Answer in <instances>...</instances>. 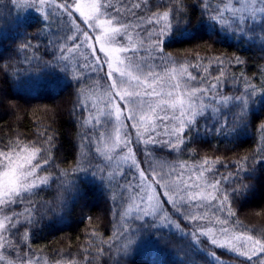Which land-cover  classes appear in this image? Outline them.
<instances>
[{
  "label": "trees",
  "instance_id": "1",
  "mask_svg": "<svg viewBox=\"0 0 264 264\" xmlns=\"http://www.w3.org/2000/svg\"><path fill=\"white\" fill-rule=\"evenodd\" d=\"M116 1L120 8L128 10L139 1L144 10L134 11L154 19L153 13L162 15L177 3V0L171 3L148 0L144 6L140 0ZM14 2L0 0V151L15 152L17 145L48 149L40 155H47L51 165L42 171L51 173L52 179L48 185L34 190L31 205H14L23 214L18 216V223L10 221L4 244L6 252L11 257L48 264H251L245 258L211 245L203 236L195 242L189 228L197 221L186 223L179 215L176 222L183 232L169 227L153 229L150 218L145 222L133 221L132 230L140 239L126 253L113 256L115 245L120 241L119 229L124 223L118 216L124 210L122 188L116 182H124L115 176L109 186L111 165L102 153L101 139L96 138L103 129L88 122L90 111L84 97L92 90L97 77L91 74L83 77L69 62L81 80H74L68 70L48 67L44 61L52 60L57 55L56 44L63 43L61 30L55 26L62 24L61 19L48 23L38 14L22 15L16 11ZM186 2L189 3L187 13H181L180 20L173 12L174 27L163 42L165 51L177 66L187 65L191 73L197 74L200 79L193 81V85L199 83L201 87L217 83L211 73L218 74L220 66L216 58L223 59L226 77L221 78L219 97L243 95L251 87H255L256 93L250 99L244 122L235 130L225 131L222 127L239 110L240 105L233 101L231 105H223L217 116L208 112L190 126L179 152L161 149L156 153L157 158L168 163L187 162L197 166L199 162L205 168L210 167L206 177L224 180L221 187L229 191L235 208L232 216L214 209V218L222 223L227 218L228 223L223 225L245 236L264 233V162L241 173L250 185L242 195L231 193L229 178L232 165L241 167L242 157L255 154L258 160L264 158L260 155L264 149V132L260 129L264 121V94H260L264 90V35L260 34L264 24L246 29L250 37L240 36L207 18L218 15L227 0H204L201 7L202 0L196 4L192 0ZM125 16L139 22L138 17ZM184 19L187 23L182 22ZM28 41L32 42L33 49L22 51L20 45ZM236 57L244 63L236 64ZM197 61L201 62L199 68L195 66ZM5 65L11 67L5 70ZM79 87L80 94L76 96ZM45 137H54V143L47 142ZM135 174L128 171L122 179H130ZM62 181L69 182L71 188L65 191ZM53 205L56 211H46ZM26 206L39 207V211L26 212ZM206 220L200 218L198 223L204 225ZM109 245H113V255L108 253Z\"/></svg>",
  "mask_w": 264,
  "mask_h": 264
},
{
  "label": "snow or ice",
  "instance_id": "2",
  "mask_svg": "<svg viewBox=\"0 0 264 264\" xmlns=\"http://www.w3.org/2000/svg\"><path fill=\"white\" fill-rule=\"evenodd\" d=\"M171 3V0H169ZM198 0H192V4H196ZM204 0L200 3L202 6ZM240 7L233 8L231 11L235 16V22L227 26V30L230 29L231 32L240 36L250 37L249 31L246 29L256 25L264 24V0H239ZM144 6H147L148 0H143ZM189 3L186 0H177L175 6L169 8V10L163 11L162 15L153 13L155 16V21L159 24V28L155 27L152 30H145L148 32V39L152 43L150 52L148 53L151 57V62H141L137 60L136 57L140 56L141 53L138 48L133 46L130 42V34L128 32L129 22L124 14V9L117 7L112 3V0H60L56 3V0H26V7H35L45 19H49L45 8H51L55 5L56 9L59 11H53L54 14L59 17H63L64 20L62 24L55 25L61 30L60 37L63 43H57L55 50L57 55L52 60L44 61L48 67L59 68L61 71H70L71 77L74 80H81V77L75 75L72 69L69 67L68 61L70 60L69 54H72L71 59L76 61V67L79 68L80 62L77 59V54L74 52L75 49H80L84 56L83 67H87L91 72L100 73L102 70L105 72L103 77H99L100 81H103L99 86L103 89V92L110 93L113 99L119 98L121 101L124 97H136V100H129L128 103H135L136 108L143 113L145 110L153 111L155 105L152 100L143 99L144 95H153L154 93L160 95V90L154 87L155 82L158 80V75L155 74V68H164L167 72L168 64H176L172 56L167 53L164 49L163 42L164 38L167 37L173 27V12L176 13L177 20H180L181 13H187V5ZM126 6V5H125ZM135 9H142L141 3L137 2L133 5ZM165 7H168L167 5ZM131 11V9H129ZM239 13V16L236 14ZM132 16H138L137 12L132 11ZM223 12L220 11L218 15H208L207 18L214 21L219 26L224 25V20L220 19ZM139 20L145 19L143 15L138 16ZM95 21V28L98 32L103 33V44L106 48L115 50L117 55L114 57L112 63L106 62L102 59L104 53L100 51L99 46L96 43V37L93 36L92 23ZM164 21V23H160ZM152 23L151 20L148 21ZM183 23H187L184 19ZM118 24V26H116ZM53 26V25H52ZM139 25H137L138 27ZM108 30L105 32L104 29ZM223 29V27H222ZM47 31V29H45ZM261 35H264V30L261 31ZM139 36V33H138ZM91 38V42H89ZM125 39H129V43L126 45L124 43ZM90 49V52H84L83 49ZM22 51L28 49H33V44L28 41L20 45ZM132 50V55H125L129 50ZM39 60L40 58L37 57ZM218 67V74L216 72L211 73V75L217 80V83L211 84L207 88H202L199 83L189 88V81H199V76L188 71L187 65H180L179 68H173L172 72L177 73L178 76H183L187 73V77L184 80L183 88L181 91V84L176 83L171 85L170 91L167 92V96L172 98L170 107L173 109L179 108V113L173 114V119H178L177 123L169 132L161 133L155 131L156 136L169 135L168 139H155L154 137L142 138L137 136L133 141L131 136L127 133H123L125 137L123 139L122 148H126L129 153L132 154L133 158L131 160V165L129 168H134L138 176L135 174L131 176L130 179H122L125 176V171L122 169L119 171L121 181L116 182L117 187H121V207L123 211L118 213V216L124 223L119 229L120 241L115 245L116 254L111 253L113 245H109L108 253L113 256L120 255L121 253H126L134 244L140 239L137 232L133 231V221L145 222L146 218H150L152 221L151 227L153 229L167 228L169 225L175 227L180 232L184 229L176 222L173 218L172 213L181 214L185 220L197 221V223L191 225V234L195 242H199L201 236L208 237L210 243L218 248H224L228 251L235 253L237 256L245 258L250 261L251 264H264V233H254L247 236H237L236 240L242 241L238 246L234 243H222L214 236L210 235L212 233V228L206 225H201L198 220L202 218L201 214L199 217L196 214V209L200 208L202 205L205 207H214L215 212L226 213L227 216H232L235 214L234 206L231 201V196L229 191L224 187L223 179H210L205 180L204 184L201 185L199 178L204 177L206 171H211V168H205L203 164L196 162L197 166L193 168H188L187 162L179 163H166L165 166L169 168L168 173H164L159 178L165 183L162 185L160 183H149L153 179L152 175L148 174V170L145 169V163H148L149 169L153 174L158 171L163 173V166L156 168L157 158L151 152V148L148 145H161L162 147H167L174 149L179 152L181 150V145L186 142L185 133L190 126H193L196 122V118L205 113V107L207 106L202 99L203 94L210 93L213 100L216 99V95L219 93V84L221 78L226 77V72L224 71L222 65L224 60L220 57L216 58ZM155 61H161L160 64H155ZM211 63V62H209ZM231 63V62H230ZM236 64L244 63L239 57L235 58ZM197 68L201 67V62L197 61ZM11 66L5 65V70H8ZM38 68V65H37ZM207 72L208 68H204ZM148 77L153 80L152 84H146ZM235 82V77L231 78ZM110 82V83H109ZM225 85L227 80L223 81ZM86 83V81L84 82ZM167 85L161 86V88ZM251 87V86H250ZM76 93L79 96L80 92ZM147 88H152V92H146ZM264 89V86H262ZM115 90V91H112ZM175 92V95H174ZM201 93L200 103H196V94ZM256 93L255 87H251L250 91H245L243 95L230 96L223 95L219 103L223 104L225 107L229 102L235 101L240 105L239 110L236 111L229 122L226 121V126L222 125L225 131L235 130V127L243 123L245 120V115L248 111L250 99L254 97ZM260 94H264V90ZM182 97H186L182 98ZM161 103H164L163 96L160 99ZM109 106V102H106L105 107ZM123 106L125 107L124 103ZM119 109L122 110L119 104ZM217 108L213 107L212 111L217 112ZM165 112V117L167 115V110L162 109ZM83 113V108L80 109ZM114 116L115 123L118 121V115H116L111 109L103 111L100 113V117L96 118L95 124L99 125L102 131L96 137L97 139L107 138L108 140H113L119 137L121 134L118 131L117 137H114L108 130L113 128L112 118ZM165 117H161L164 119ZM157 126H154L156 129ZM166 127V125H165ZM260 129L264 132V121L260 123ZM91 131V130H90ZM144 131H152L145 127ZM45 140L49 143H54V137H45ZM91 142V141H90ZM144 145V162H140L137 157H135L134 147L137 149L138 146ZM134 145V147H133ZM18 148L15 154L11 151H0V174H3L5 178L9 176L13 177L14 186L6 192V200L0 202V211L4 212V216L15 223H18V216L23 213H18L14 208V205L26 204L31 205L33 190L40 188L41 185H48L49 181L52 179V174L47 171H42L47 165H51V162L47 155H40V153L47 152L48 149H42L40 146H29L23 145V147L15 146ZM99 151V149H98ZM106 155L108 160H128L125 156H120L119 153L116 156ZM262 157H264V149L261 150ZM151 156V159L149 157ZM39 157V159H37ZM35 161V163H33ZM241 167L236 168L232 165L233 171L229 173L230 183H231V193L232 194H244L248 187L250 186L241 176V173L248 172L255 168L257 164L264 162V158L257 159L256 155L242 157ZM251 161V163H249ZM207 164V161L204 162ZM181 169L188 170L187 179L184 178V173ZM85 170V166L81 169ZM218 172V170H217ZM43 173H49L44 175ZM97 174V172H96ZM63 175V174H58ZM193 175L197 179H193ZM103 176V175H102ZM109 186H111L112 181L115 180V175L109 173ZM105 179V177L103 176ZM159 184L163 187V193L158 194V189L153 187V185ZM62 188L65 191L71 188L69 182L62 181ZM205 191L211 189L208 195L205 192L200 191L201 188ZM151 189V193L148 192ZM218 201V204H207L204 202L209 200ZM27 201V203H25ZM8 205L5 207L4 205ZM57 207L55 205L48 207L46 211H56ZM26 212H38L39 207L33 209L26 206ZM14 214V215H13ZM215 214V213H214ZM223 223H228L227 218H224ZM233 224L236 222L233 221ZM225 233L228 232L227 228H224Z\"/></svg>",
  "mask_w": 264,
  "mask_h": 264
},
{
  "label": "rangeland",
  "instance_id": "3",
  "mask_svg": "<svg viewBox=\"0 0 264 264\" xmlns=\"http://www.w3.org/2000/svg\"><path fill=\"white\" fill-rule=\"evenodd\" d=\"M14 4L16 6V11L19 13H23L22 15H27V14H38L41 17H43L44 20L45 17L38 11L35 7L32 8H27L26 7V0H14ZM143 1V0H140ZM227 5L222 8L223 15L220 16V19L224 20V25L228 26L229 24H232L235 22V16L233 15V12L231 9L233 8H239L240 7V2L239 0H227ZM60 0H56V3H59ZM139 2V1H138ZM112 3L119 7L118 2L116 0H112ZM140 3V2H139ZM133 7V6H132ZM123 9L127 12L124 11V14L127 15L129 18H136L141 14H138V16H132L131 12L134 11L133 8L131 11H129L127 8L123 7ZM143 9V7H142ZM140 10V9H136ZM46 14L49 19L46 21L48 23H51L54 21V19L58 20L61 19V22H63L64 18L59 17L58 15L54 14L53 11H59V9L55 8V5H52L51 8H48L46 6L45 8ZM131 16V17H130ZM236 16H239V13L236 14ZM151 20L152 23H149L148 21ZM138 21V20H137ZM129 22V27H128V32L130 34V42L133 46L139 49L141 55L137 56L136 59L140 60L142 63L143 62H151V57L149 56V52L152 47L151 41L148 39V32L145 30H152L154 27L156 29L159 28V24L156 23L154 18H145L143 20H139V22L135 23L132 22L131 19H128ZM160 23H164V21H161ZM137 25H139L137 27ZM118 26V24L116 25ZM108 29L105 28L104 31L106 32ZM92 31H93V36L96 37V43L100 48V51L104 53V57L102 59L106 60L108 63H112L114 60V57L117 55L115 50L106 48L103 44V33L98 32L95 28V21L92 23ZM139 33V36H138ZM169 37L164 38V41ZM89 42H91V38H89ZM124 43L127 45L129 43V39H125ZM84 52H90V49H83ZM74 52L77 54V59L80 62V67H76V61L71 59L72 54H69L70 60L68 61L73 69L77 70V73L79 72L83 77L87 74H91L92 76L97 77V81L93 84L92 90H88L85 97H84V104L85 106L89 109V117H88V122L90 125L94 126L96 118L100 117V113L103 111L107 110H112L116 115H118V121L115 123L114 116L112 118L113 122V128L109 129L108 131L113 134L114 137H117V132H120V136L113 139V140H108L107 138L101 139V150L104 156L106 157L105 154L107 155H112L116 156L117 153H119L120 156H125L128 158V160H108L110 165H111V173H113L117 178H120L119 171L122 169L123 171L126 172L128 171H134L136 173V170L134 168H129L131 165V160L133 158L132 154L127 151L126 148H122L123 146V139L125 138L123 136V133H127L131 136V139L134 141L136 137L139 135L142 138H147L149 136L154 137L155 139H168L170 138L169 135H162V136H156L155 131H159L162 134L165 132H169L170 130L177 124L179 123L178 119H173V114L175 113L178 115L179 113V108L177 107L176 109L171 108L169 105L172 102V98L167 96V92L172 90L171 85L180 83L181 84V91H184L183 84L184 80L187 77V73H184L183 76H178L177 73L172 72L173 68H179L176 64H168L167 68L168 71L166 72L164 68H155V74L158 75V80L155 82L154 87H156L158 90H160V95L153 94L151 96H148L147 94L144 95L143 99L145 100H152L153 104L155 105V108L153 111H148L145 110L143 113H141L137 108L135 103L129 104V100H136L138 98L136 97H124L121 101L119 98L113 99V97L110 95V93L103 92V89L99 86L103 81H100L98 78L103 77L105 75V72L102 70L100 73H94L91 72L89 68L83 67L84 63V56L83 53L80 49H75ZM125 55L131 56L132 55V50L130 49L129 52H127ZM162 63L161 61H155V64H160ZM188 71L190 72L189 68ZM78 73V74H79ZM110 83V82H109ZM153 80L151 77H148L146 80V84H152ZM167 85L163 88L161 86ZM189 88L194 86L193 81L188 82ZM202 88H207V87H202ZM115 91V90H112ZM146 92H152V88H147ZM175 95V92H174ZM201 93L196 94V103L199 104L201 100ZM161 96H163L164 103L160 102ZM185 98L186 97H182ZM203 101L207 105L205 107V113L203 115H200L196 118V121L201 117L207 114L208 112L211 113L213 116H217L219 111L223 108V104L219 103V101L222 99V97H219L217 94L216 99L213 100L211 98L210 93H205L202 96ZM106 102H109V106L106 108ZM123 103L125 107L123 106ZM232 102H229L228 105H231ZM119 104L122 107V110L119 109ZM216 107L218 110L217 112H213L212 108ZM162 109L167 110V115L165 117V112L162 111ZM161 117H165L164 119H161ZM166 125V127H165ZM99 127V125H96ZM154 126H157L156 129ZM145 127L152 129V131H144ZM182 146V145H181ZM134 147V145H133ZM144 145L141 143V146H138L137 149L134 147V152H135V157L139 159L140 162H144L145 156H144ZM148 147L151 148V152L154 155L155 158H157V151L158 153L161 152V149L167 151H175L174 149H170L165 147H162L161 145H148ZM15 154V152H13ZM151 159V156L149 157ZM158 160L156 161V168L159 170L160 167L163 166V173H160L159 171L156 174H153L150 169L148 163H145V169L148 170V174L153 176V179L149 181V183H160L164 184L165 181L161 180L159 177L162 176L164 173L169 172V168L166 165L165 159H160L157 158ZM35 163V161L33 162ZM169 163H172L169 161ZM196 166L188 165V168H193ZM181 172L184 173V178L187 179L188 176V170L187 169H181ZM206 173V172H205ZM204 173L203 178H199V182L201 185L204 184L205 180H209L206 177V174ZM138 176V173H136ZM193 179H197L195 175H193ZM14 186V181L13 177L9 176L8 178H5L3 174H0V202H3L6 200V192L10 190ZM44 185H41L42 187ZM153 187L158 189V194L163 193L164 189L163 187H160L159 184L153 185ZM36 190V189H35ZM34 191V190H33ZM200 191L205 192V195H208V192L211 191V189H208L205 191V189L202 187ZM148 192L151 193V189H148ZM218 201H211L210 197L209 200L205 201L204 204H218ZM6 207V204L4 205ZM214 207H205L201 206L200 208L196 209V214L199 217L201 214L202 218H206L207 220L205 221L204 225L207 227L212 228V233L210 235L214 236L216 239H218L222 243H234L237 246L242 242L239 240H236L237 236H245L237 232L235 229L226 227L223 225L221 220L214 218L213 215V210ZM199 212H204V213H199ZM173 218L175 220L178 215L184 219V217L177 213L176 215L173 214ZM179 223V222H177ZM186 223H190V221L186 220ZM192 225V224H191ZM8 227H11L10 221L4 216L3 211H0V264H48V263H43V262H37L36 260L30 259H20L17 256L11 257L7 252H6V243L7 237L9 236L8 234ZM169 228L176 229L175 227L169 225ZM191 228V227H190ZM189 228V230H191ZM224 228L228 229V232L225 233L223 231ZM204 237V236H203ZM207 239V241L210 243V240L208 237H204ZM211 244V243H210ZM212 245V244H211ZM221 250H224L228 252L229 254H233L237 256L235 253H232L228 251L227 249L224 248H219ZM10 256V257H9ZM238 257V256H237Z\"/></svg>",
  "mask_w": 264,
  "mask_h": 264
}]
</instances>
